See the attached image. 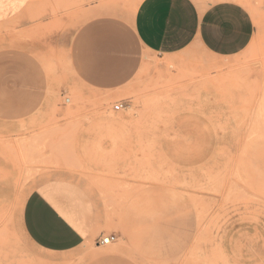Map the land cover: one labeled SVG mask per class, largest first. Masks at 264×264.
<instances>
[{
    "label": "rangeland",
    "instance_id": "374dc122",
    "mask_svg": "<svg viewBox=\"0 0 264 264\" xmlns=\"http://www.w3.org/2000/svg\"><path fill=\"white\" fill-rule=\"evenodd\" d=\"M237 1L255 34L232 57L148 52L141 0H27L0 21V264H264V0ZM75 57L123 75L96 87ZM54 177L84 184L114 242L27 243L22 203Z\"/></svg>",
    "mask_w": 264,
    "mask_h": 264
},
{
    "label": "crops",
    "instance_id": "0c3cea01",
    "mask_svg": "<svg viewBox=\"0 0 264 264\" xmlns=\"http://www.w3.org/2000/svg\"><path fill=\"white\" fill-rule=\"evenodd\" d=\"M27 0H0V21L24 10ZM239 28L241 39H234ZM133 30L144 49L151 53L174 54L199 46L217 57L242 53L253 40L255 23L250 10L237 0H218L207 5L196 0H141ZM244 37L247 42H244ZM80 77L99 87L100 80L119 82L122 71L106 72L75 57ZM92 69L90 71V68ZM98 209L84 184L69 177L40 181L22 203L17 218L23 237L36 251L63 254L104 235ZM71 225L57 229L51 219Z\"/></svg>",
    "mask_w": 264,
    "mask_h": 264
},
{
    "label": "snow or ice",
    "instance_id": "6c2138e0",
    "mask_svg": "<svg viewBox=\"0 0 264 264\" xmlns=\"http://www.w3.org/2000/svg\"><path fill=\"white\" fill-rule=\"evenodd\" d=\"M234 39L239 40L241 39V34L239 31V28L237 27L236 32L234 33ZM244 42H247V38L244 37ZM86 67H87V61H86ZM52 226L57 228V229H70L71 225L66 224L62 219L58 220L53 214L52 219H51Z\"/></svg>",
    "mask_w": 264,
    "mask_h": 264
},
{
    "label": "built area",
    "instance_id": "2783aa9c",
    "mask_svg": "<svg viewBox=\"0 0 264 264\" xmlns=\"http://www.w3.org/2000/svg\"><path fill=\"white\" fill-rule=\"evenodd\" d=\"M65 102L69 103L70 102V98H66ZM122 106H123L122 103L121 104H116L115 109L116 110H120ZM116 239H117V236L114 235V234H110L108 236H102L101 239L99 240V244L107 245V244H110V243L114 242Z\"/></svg>",
    "mask_w": 264,
    "mask_h": 264
},
{
    "label": "bare ground",
    "instance_id": "6f19581e",
    "mask_svg": "<svg viewBox=\"0 0 264 264\" xmlns=\"http://www.w3.org/2000/svg\"><path fill=\"white\" fill-rule=\"evenodd\" d=\"M7 135H9V134H7ZM6 149V148H5ZM14 178V177H13Z\"/></svg>",
    "mask_w": 264,
    "mask_h": 264
}]
</instances>
